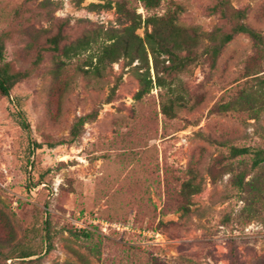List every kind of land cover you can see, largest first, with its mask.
I'll return each mask as SVG.
<instances>
[{
  "label": "rangeland",
  "instance_id": "rangeland-1",
  "mask_svg": "<svg viewBox=\"0 0 264 264\" xmlns=\"http://www.w3.org/2000/svg\"><path fill=\"white\" fill-rule=\"evenodd\" d=\"M116 1L125 0H0V69L28 74L0 94V264H264V163L245 179L263 176L254 201L234 185L250 161L227 159L230 146L264 150V110L211 111L264 74L247 36L225 45L213 68L202 59L176 76L186 102L171 118L150 57L153 87L140 100L138 61L83 74L93 47L70 60L44 52L34 64L58 30L69 43L118 27ZM230 4L247 8L246 23L264 35V0ZM127 6L142 20L179 6L182 26L229 29L208 13V0H161L150 12L139 0ZM58 60L65 66L56 78ZM84 117L76 140L47 148ZM34 142L42 147L30 153ZM21 249L33 255L19 258Z\"/></svg>",
  "mask_w": 264,
  "mask_h": 264
},
{
  "label": "trees",
  "instance_id": "trees-1",
  "mask_svg": "<svg viewBox=\"0 0 264 264\" xmlns=\"http://www.w3.org/2000/svg\"><path fill=\"white\" fill-rule=\"evenodd\" d=\"M143 9L147 12L156 11L161 0H139ZM210 6L207 11L211 15H218L220 19L228 23L229 29L223 27L213 29L209 33L203 32L199 27H186L178 23L179 6L174 9L169 8L163 14L154 13L141 19L136 11L130 9L127 3L130 0L116 1V22L118 27H111L106 30H93L83 34L73 42L66 43L68 38L58 30L55 34L47 37L43 45L39 47L34 64L38 65L43 59L42 53H52L62 55L70 60L73 57L91 50V56L84 66L89 69H79L83 74L89 72L100 74L106 66L111 65L120 59H128L129 63L138 61L136 76L139 82V89L135 95L140 100L153 87V80L150 75L149 57L152 61V69L155 76V85L160 88L159 98L161 112L166 117H174L177 108H183L186 102L185 96L174 88L176 76L186 72L190 68L199 64L204 59L213 68L221 51L233 38L239 34L247 36L258 52L264 57V35L247 23L248 9H236L230 4V0H208ZM93 7L99 6L91 4ZM108 7L112 3L107 2ZM144 25V36L136 34V30ZM199 49H201L199 51ZM3 53V41L0 38V58ZM95 63H92V60ZM65 66L62 60L57 61L54 70L57 78L58 71ZM142 70V71H140ZM255 73L250 80L244 82L235 97H229L225 102L214 105L211 109L215 113H249L256 116L264 110V74ZM27 73H10L7 68L0 69V94L8 97L14 84L20 79L27 77ZM257 75V76H256ZM19 126L27 131L28 125L22 114L18 112ZM88 117L80 118L73 123L67 140L47 143L48 149H55L67 142L76 140ZM89 119V118H88ZM42 145L33 143L34 149L41 148ZM229 160L250 161L249 169H243L241 174L234 181V185L251 194L252 200L261 197L262 193V174H255L245 181L246 177L254 170L259 169L264 163V150L258 147H235L228 148ZM241 161V162H242ZM189 186V185H188ZM196 191V190H195ZM47 240L50 238L47 234ZM19 258H29L33 254L29 251L19 250Z\"/></svg>",
  "mask_w": 264,
  "mask_h": 264
}]
</instances>
